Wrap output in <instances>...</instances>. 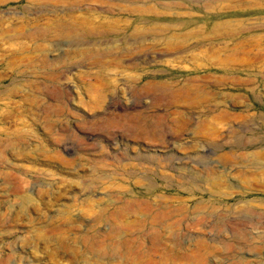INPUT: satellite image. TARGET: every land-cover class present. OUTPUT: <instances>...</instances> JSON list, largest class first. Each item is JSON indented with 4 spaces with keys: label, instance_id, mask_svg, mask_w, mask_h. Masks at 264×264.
Wrapping results in <instances>:
<instances>
[{
    "label": "rangeland",
    "instance_id": "374dc122",
    "mask_svg": "<svg viewBox=\"0 0 264 264\" xmlns=\"http://www.w3.org/2000/svg\"><path fill=\"white\" fill-rule=\"evenodd\" d=\"M0 264H264V0H0Z\"/></svg>",
    "mask_w": 264,
    "mask_h": 264
},
{
    "label": "bare ground",
    "instance_id": "6f19581e",
    "mask_svg": "<svg viewBox=\"0 0 264 264\" xmlns=\"http://www.w3.org/2000/svg\"><path fill=\"white\" fill-rule=\"evenodd\" d=\"M169 5V4H168ZM167 6V5H166ZM136 10V9H135ZM150 11V10H149ZM137 12H138V17H144L145 16V13H146V10L145 9H137ZM148 13V12H147ZM138 23L141 22V19L138 18ZM137 30V29H136ZM138 31V30H137ZM64 31H60V33H62ZM65 34V32L63 33ZM66 34H69V32H66Z\"/></svg>",
    "mask_w": 264,
    "mask_h": 264
}]
</instances>
